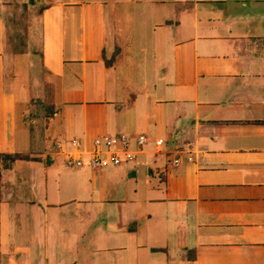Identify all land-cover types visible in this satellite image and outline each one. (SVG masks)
I'll list each match as a JSON object with an SVG mask.
<instances>
[{"label": "crops", "instance_id": "obj_1", "mask_svg": "<svg viewBox=\"0 0 264 264\" xmlns=\"http://www.w3.org/2000/svg\"><path fill=\"white\" fill-rule=\"evenodd\" d=\"M0 264H264V0H0Z\"/></svg>", "mask_w": 264, "mask_h": 264}, {"label": "built area", "instance_id": "obj_2", "mask_svg": "<svg viewBox=\"0 0 264 264\" xmlns=\"http://www.w3.org/2000/svg\"><path fill=\"white\" fill-rule=\"evenodd\" d=\"M148 142V136L145 134L139 135L135 139L136 148H132V138L127 134H117L114 136L103 135L97 136L93 141V151L90 158L86 161L82 158H78L68 154L65 159V164L68 167H80L83 165H89L94 169L104 168L110 165H119L132 161L136 158L137 151L142 150L145 144ZM72 147L75 150H80L82 144L79 140H72ZM156 146H161L163 140L158 139L155 141ZM60 148L61 145H58ZM184 157L187 162H191L193 157L186 151ZM183 161V158H175L173 164L177 165Z\"/></svg>", "mask_w": 264, "mask_h": 264}, {"label": "trees", "instance_id": "obj_3", "mask_svg": "<svg viewBox=\"0 0 264 264\" xmlns=\"http://www.w3.org/2000/svg\"><path fill=\"white\" fill-rule=\"evenodd\" d=\"M29 156H22L20 154H15L14 158H28Z\"/></svg>", "mask_w": 264, "mask_h": 264}]
</instances>
